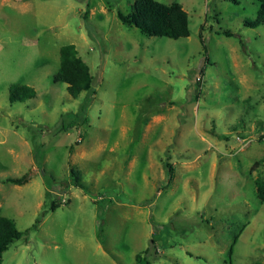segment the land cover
Returning a JSON list of instances; mask_svg holds the SVG:
<instances>
[{"label":"rangeland","instance_id":"rangeland-1","mask_svg":"<svg viewBox=\"0 0 264 264\" xmlns=\"http://www.w3.org/2000/svg\"><path fill=\"white\" fill-rule=\"evenodd\" d=\"M158 1L188 37L124 24L135 0H0V215L25 232L2 264H264L260 2ZM65 44L93 75L77 98Z\"/></svg>","mask_w":264,"mask_h":264},{"label":"trees","instance_id":"trees-1","mask_svg":"<svg viewBox=\"0 0 264 264\" xmlns=\"http://www.w3.org/2000/svg\"><path fill=\"white\" fill-rule=\"evenodd\" d=\"M257 1L260 2L257 19L254 22H247V25L253 27L264 23V0ZM120 19L124 24L136 26L143 33L151 36H166L179 39L190 35L189 14L177 2L166 4L158 0H135L132 12L128 14L120 13ZM225 33L228 35L231 34L230 31H225ZM60 52V67L54 75V80L56 82L66 83L69 94L75 98L82 92L90 91L93 84V75L90 66L79 55L76 45L65 44L61 47ZM36 97L37 91L32 86L27 84L11 85L10 100L12 103ZM167 167L174 174V168L171 163H168ZM74 176L77 185L84 186L78 172H75ZM31 177L30 173H26L21 177H8L4 179V182L9 181L21 185L26 183ZM257 186L258 195L264 201V182L258 180ZM56 207L55 203H53L52 209ZM29 230H26V232ZM24 234L25 232L18 228L13 218L0 215V264L3 261V254L10 248L11 244L21 239ZM152 244L155 246L154 241H152ZM148 251L149 249L146 252Z\"/></svg>","mask_w":264,"mask_h":264},{"label":"built area","instance_id":"built-area-1","mask_svg":"<svg viewBox=\"0 0 264 264\" xmlns=\"http://www.w3.org/2000/svg\"><path fill=\"white\" fill-rule=\"evenodd\" d=\"M197 81H198V82H203V77L198 76Z\"/></svg>","mask_w":264,"mask_h":264}]
</instances>
